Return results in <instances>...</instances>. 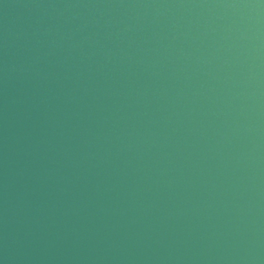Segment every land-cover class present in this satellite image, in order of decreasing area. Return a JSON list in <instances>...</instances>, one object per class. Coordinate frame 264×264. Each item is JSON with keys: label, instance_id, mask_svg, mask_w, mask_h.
<instances>
[{"label": "water", "instance_id": "95a60500", "mask_svg": "<svg viewBox=\"0 0 264 264\" xmlns=\"http://www.w3.org/2000/svg\"><path fill=\"white\" fill-rule=\"evenodd\" d=\"M0 264H264V0H0Z\"/></svg>", "mask_w": 264, "mask_h": 264}]
</instances>
